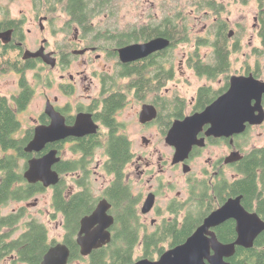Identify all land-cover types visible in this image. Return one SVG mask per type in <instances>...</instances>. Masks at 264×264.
<instances>
[{
	"label": "flooded vegetation",
	"instance_id": "af4514ba",
	"mask_svg": "<svg viewBox=\"0 0 264 264\" xmlns=\"http://www.w3.org/2000/svg\"><path fill=\"white\" fill-rule=\"evenodd\" d=\"M203 6L212 9V24H205L199 33H193V35L183 21V17L172 16L171 12L161 18L154 14L156 17L153 18V23L137 22L133 27L123 32L119 31L116 35L104 34L96 37L93 35V19L90 25L84 26L70 16L71 21H69L68 28L73 36L67 43L48 50L46 45L48 40L43 38L38 47L31 50L25 42L17 41L16 45L19 48L17 51L23 53L19 60L20 67L0 71V75L14 72L18 76L17 91L11 93L10 96L0 94V99L2 97L9 99L20 123L13 137L17 141L26 138L25 147L33 139L37 126L51 123L52 119L46 112L49 104L63 117L66 126L76 125L81 115L87 125L91 126L89 124L91 120L97 125L96 131L55 140L47 144L41 152L25 151L32 155L26 161L21 160V163L26 162L24 176L31 158L41 157L50 150H56L60 159L53 168L59 172L60 181L45 188H51L53 195L54 187L65 179L67 185L65 194L69 199L78 192L89 189L93 194L94 202L91 205V211L82 219L92 215L102 200L109 203L107 214L113 217V221L107 228L111 235L110 240L105 244L93 249L88 255L82 254L78 243L82 219L76 235L77 253L72 252V249L65 243V230L62 240L55 242L54 245L64 243L70 249L67 264H95L94 254H99L96 252L101 249L114 248L120 242L122 250L130 255L129 260L123 264L160 261L169 250L185 243L213 211L223 206L230 198L237 196H242V204L247 212L257 214L264 221V143L257 144L251 140V137L249 138L253 129L264 127V120L260 124L247 123L245 132L241 134L220 137L209 135L208 131L212 124L206 123L197 135L198 140L203 141L202 145L194 144L187 157L178 162L174 161L176 147L166 140L176 120L183 121L189 116L205 111L225 94L230 88L233 75L253 74L259 80L264 81V69H258V66L253 69L251 66H245L241 73H231L233 51L264 50V0H226V2L225 0H205ZM252 7L255 11L251 28L245 12ZM206 12L210 13L209 10ZM236 13L243 14L238 21L232 18ZM40 19L47 21L49 17L44 15ZM9 29L13 30V39L16 29ZM41 30H44L42 24ZM248 33H250V38L246 42ZM254 36L260 39L259 45L254 43ZM156 38H167L171 44L135 61L121 60V48L132 44L147 43ZM9 43L0 41V46ZM188 45L190 50L195 52L185 54L180 60L182 73L179 78H186L188 82L191 77L188 71L196 69L202 77L207 79L206 82L196 85L195 91L190 96L186 94V91H180L177 83L174 86L170 85L178 77L175 74L176 62L172 59L171 51ZM42 47H45V53L51 54L50 62L43 57H24L27 49L35 52ZM205 49L213 51V58L204 60L199 56L198 51ZM218 51L223 52L224 58L217 57L216 52ZM108 60H113V63H109ZM74 66L77 67L75 72L72 71ZM30 72L34 73L36 80L33 84L28 78ZM44 72L47 73L43 74ZM23 80L33 93L25 108L21 109L18 103L25 100L23 94L26 90ZM42 85L44 88L53 89L52 96H46L43 110L37 117L32 118L33 124L30 127L24 128L19 115L30 106L36 91L35 86L42 87ZM134 100L137 103L142 102L141 110L136 114L140 132L143 133L141 135L142 144L137 148L125 132L126 124L119 120L122 110ZM253 104H256L255 100ZM145 105L156 107L157 116L150 121L142 122L141 112ZM262 106L264 109V94ZM109 113H111L110 117ZM112 137H125L131 147V157L123 165L120 176L105 169V163L108 160L106 146ZM241 138H243L242 142ZM162 142L166 145H162ZM84 146L95 148L92 151L93 155L87 157L88 162L85 167L87 181L81 184L79 180L85 175L84 171L80 169L62 173L59 169L65 160L77 161L84 156L83 150L77 149ZM66 147H70L72 156H64ZM0 149L3 151L0 157L11 153V150L5 151L1 143ZM98 149H103L104 160L99 161L97 168L93 169L92 164L95 162ZM238 152L241 155L240 159L236 158ZM243 159H246L247 168L252 167L251 161L256 163L255 159L263 160L261 165L257 163L254 165L257 187H255V192L250 191L246 195L245 202H243L242 194H233V184L242 176L239 166ZM100 168L109 176V181L97 189L93 175L98 173ZM64 175H69L73 185H69ZM224 185H228L227 188H223ZM129 210L132 214L128 213ZM0 211L2 213L1 208ZM54 213L55 216L62 217L64 228L63 213L55 210ZM2 215L6 214L2 213ZM194 219L201 222L197 224L194 232L182 242L177 232L181 231L187 222ZM226 223L234 225L236 233L234 240L225 241L218 236V231ZM126 226L132 227L136 232L131 247L123 237L128 231V229L125 231ZM96 227L97 225L93 228ZM170 227L175 229L174 233ZM236 227L237 221L231 218L212 228L211 231L216 233L222 243H232L237 239ZM262 233L264 231L257 236L255 243ZM161 235L162 237L159 238ZM101 253L105 255L103 260L105 264L113 263L111 260L114 257L113 250ZM211 255H215L214 250L211 251ZM234 255L225 260L232 264ZM205 262L210 264L208 260Z\"/></svg>",
	"mask_w": 264,
	"mask_h": 264
},
{
	"label": "water",
	"instance_id": "95a60500",
	"mask_svg": "<svg viewBox=\"0 0 264 264\" xmlns=\"http://www.w3.org/2000/svg\"><path fill=\"white\" fill-rule=\"evenodd\" d=\"M13 30L0 32V41L9 43L12 40ZM46 41V40H45ZM171 44L167 38H156L143 44H132L120 49V57L124 62H131L147 57ZM25 58L43 57L51 61V54L45 53V47L38 51L27 49ZM264 94V81L253 74L233 75L229 90L220 96L205 111L196 113L186 119L176 120L167 135V142L176 147L174 161L185 159L194 144L202 145L197 135L206 123L212 124L209 135L216 137L241 134L245 132L247 123L260 124L264 120L262 97ZM256 104H253V101ZM47 114L52 121L49 125H39L35 129L33 139L25 147L26 152H41L47 144L67 136H80L96 131L97 125L91 122L87 125L82 115L74 126H66L63 117L55 112L49 104ZM259 112V113H257ZM157 116V109L153 105H145L141 112V121L146 122ZM56 150H50L41 157L31 158L24 176L29 183L41 182L44 187H51L60 181V174L53 166L59 161ZM239 152L236 158L240 159ZM109 203L102 200L95 212L81 221L78 243L84 255L90 254L110 240L107 228L113 217L107 214ZM237 221V239L232 243L219 241L212 228L219 226L228 219ZM97 225L94 229L93 227ZM264 231V221L257 214L247 212L242 204V196L230 198L223 206L213 211L204 223L187 239V241L163 255L160 261H141L136 264H231L225 258L235 254L237 246L253 247L257 236ZM215 255H211V251ZM70 249L64 243L52 245L45 253L42 264H67Z\"/></svg>",
	"mask_w": 264,
	"mask_h": 264
},
{
	"label": "trees",
	"instance_id": "16d2710c",
	"mask_svg": "<svg viewBox=\"0 0 264 264\" xmlns=\"http://www.w3.org/2000/svg\"><path fill=\"white\" fill-rule=\"evenodd\" d=\"M35 10L38 14L43 12L45 15L55 14L58 10H62L68 13L72 19L79 21L82 25H90L91 20L101 12L104 7L112 9V3L110 0H34ZM112 6V7H111ZM264 23V19H263ZM9 28H14V38L8 45L0 46V71L19 68V60L22 58V52L18 53L17 41L25 42V34L23 30V22L19 19L11 17L10 7L0 0V32ZM174 37V33H173ZM264 37V35H263ZM110 39V38H109ZM217 57L224 58L223 52L218 51ZM260 56H264V51H259ZM258 69H264V65L258 63ZM24 92L25 100L18 103L19 108H25L27 103L32 97L33 91L29 88L25 80ZM109 113V117H110ZM19 121L16 118L15 112L9 103L7 97L0 99V143L5 151L11 150L10 154L0 157V205H6L10 202H22L27 201L36 194L43 192L46 188L42 183H28L23 176V171L26 168V162L21 163L22 159L25 161L32 155L26 153L24 148L27 143V139L17 141L13 137V134L19 128ZM93 148L91 146H84L77 149H82L84 156L77 161L65 160L60 165V171L67 173L70 171L82 170L85 175L79 183H86V165L87 157L93 155ZM131 147L129 141L125 137H112L110 143L106 146V153L108 160L105 163L106 171L110 173H117L121 175V170L126 161L131 157ZM264 155V154H263ZM257 164H262L263 160H256ZM246 159L241 161L239 170L242 174L234 184L233 194H242L244 196L243 202H245L246 195L253 191L255 192L256 186V174L254 165L247 168L245 165ZM88 178V177H87ZM264 179V177H263ZM228 185H224L223 188H227ZM220 187V186H219ZM66 181H62L54 187L52 195V207L56 212L63 213V223L65 230V243L72 249V252H78V246L76 243V235L80 229V220L84 215L91 211V205L94 202L93 194L91 191H81L75 194L72 198L66 197ZM222 189V187H220ZM132 214V211H128ZM26 215V208L21 207L18 211H13L9 214L2 215L0 211V260L6 256H10V264H42L43 257L48 249L55 244L50 240L49 231L47 226L37 219H30L25 222L24 231L18 236L14 237L19 222ZM56 218L55 214L53 215ZM129 218V217H128ZM127 218V219H128ZM195 220V219H194ZM189 221L185 227L177 232L181 241L183 242L187 236H190L197 228L198 222ZM172 227H170L171 229ZM128 231L123 235L128 246L131 247L135 236V231L132 227L126 226ZM175 229L172 228V233ZM169 233V232H167ZM121 234V232H117ZM218 236L225 239V241H231L236 238L234 225L226 223L218 231ZM162 235L159 237L161 238ZM123 239V238H122ZM121 240V239H119ZM124 240V239H123ZM180 240V239H179ZM119 245L107 250L101 249L94 254V263L103 264L105 255L104 251L113 250L114 257L112 264H123L129 260L130 255L122 250ZM105 264V263H104ZM232 264H264V233L257 239L253 247L246 249L243 247H237L236 253L232 259Z\"/></svg>",
	"mask_w": 264,
	"mask_h": 264
},
{
	"label": "rangeland",
	"instance_id": "374dc122",
	"mask_svg": "<svg viewBox=\"0 0 264 264\" xmlns=\"http://www.w3.org/2000/svg\"><path fill=\"white\" fill-rule=\"evenodd\" d=\"M4 2L10 7L11 17L19 19L23 22V30L25 34L26 46L34 50L38 47L41 40L46 38L48 43L46 44L48 50L55 49L58 45H63L72 38V31L68 28L69 21H71L68 13L62 10H58L54 15H47L49 19L41 21L40 17L45 14L41 12L38 14L35 10L34 0H4ZM113 4L104 7L103 10L93 18L94 22V36H103L104 34L116 35L119 31L123 32L133 27L137 22L139 23H153V18L158 15L159 18L163 17L167 13L171 12L172 16H181L183 21L188 26V30L193 33H199L205 24H212L213 13L212 9H208L205 5V0H110ZM226 2V0H225ZM209 10L210 13L206 11ZM254 7L247 9L245 16L247 17L249 25H253L254 18ZM236 12V11H235ZM234 12V13H235ZM250 12V13H248ZM155 14V15H154ZM242 13H236L232 18L238 21ZM41 24L44 26V30H41ZM250 33L246 35V42L249 41ZM109 43V42H108ZM254 43L260 44V39L254 36ZM188 46H182L176 50L171 51L172 59L176 62L174 66L175 74L178 76L170 83L174 86L176 83L179 85V90L186 91L187 95H191L196 88V85L206 82V78L197 72V70L188 71L191 75L189 81L186 78H179L181 75L180 60L184 58L185 54H191L195 51L190 50ZM264 51V50H262ZM259 51L255 50H237L233 51L231 60L233 63L232 72L239 74L243 71L245 66H251L252 69L256 68L257 62L264 65V56L259 57ZM198 54L204 60L213 58V51L210 49L200 50ZM109 63H113V60H108ZM263 68V67H262ZM76 66L72 67V71L75 72ZM186 69V68H184ZM44 72L43 74H46ZM30 82L33 84L36 82L34 73L28 74ZM218 82V81H217ZM216 83V82H215ZM18 76L16 73L11 72L8 74L0 75V94L10 96L11 93L17 91ZM36 87L33 100L30 106L20 114V119L24 128L30 127L33 124V117H37L38 114L43 110L46 103V96H52L53 89L51 87ZM142 102L137 103L136 100L130 101V103L122 110L119 115V120L126 124V133L134 141L135 147L141 145V135L138 118L136 117L137 112L141 110ZM248 137V136H247ZM257 144L264 143V127H258L250 132L249 138ZM243 138H241V142ZM162 145H166L162 142ZM3 151L0 149V155ZM65 157L72 156L70 147L65 148ZM101 159V160H100ZM104 160L103 149H98L94 159L92 168H97L98 162ZM204 160V159H203ZM23 162V161H22ZM198 170L199 167L197 166ZM103 169H99V172L93 175L95 186L98 189L109 181V176L104 173ZM69 183L73 185L72 179L69 175H64ZM99 177V178H97ZM21 207L26 208V215L19 222L14 237H18L25 228V222L34 218L43 222L49 231V237L51 241L59 242L62 240L64 235V228L62 226V217L60 215L53 217L54 209L52 207V189H46L30 198L27 201L22 202H10L6 205L0 206L3 214L18 211ZM10 256H6L0 260V264H10Z\"/></svg>",
	"mask_w": 264,
	"mask_h": 264
}]
</instances>
